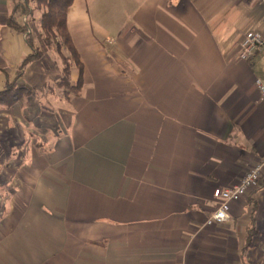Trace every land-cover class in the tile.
Masks as SVG:
<instances>
[{"label":"crops","instance_id":"obj_1","mask_svg":"<svg viewBox=\"0 0 264 264\" xmlns=\"http://www.w3.org/2000/svg\"><path fill=\"white\" fill-rule=\"evenodd\" d=\"M40 15L0 0V264H264V174L206 224L264 156V1L74 0L78 91Z\"/></svg>","mask_w":264,"mask_h":264},{"label":"trees","instance_id":"obj_2","mask_svg":"<svg viewBox=\"0 0 264 264\" xmlns=\"http://www.w3.org/2000/svg\"><path fill=\"white\" fill-rule=\"evenodd\" d=\"M31 0H27L29 4ZM41 10L39 19L40 34L42 36L44 44L48 48H54L61 55L63 60V74L60 79V83L65 86L70 85V74L72 63H76L79 67V79L77 84L72 87L74 90L78 89L82 85L83 66L79 61L78 52L71 39L68 26L67 17L68 12L73 4L74 0H34ZM27 6V4H26ZM30 12V9L24 10ZM14 26V23L12 22ZM15 28L19 31H28L29 41L31 40V32L25 25H17ZM30 44L33 48V53L27 58L26 62L39 58L42 55L41 50L34 45L32 41ZM67 50L68 53H65ZM67 54V55H66ZM21 75V74H20ZM19 76V75H18ZM26 89L20 87L13 81H8L6 89L0 92V103L6 106H12L17 100L23 98L26 95Z\"/></svg>","mask_w":264,"mask_h":264},{"label":"built area","instance_id":"obj_3","mask_svg":"<svg viewBox=\"0 0 264 264\" xmlns=\"http://www.w3.org/2000/svg\"><path fill=\"white\" fill-rule=\"evenodd\" d=\"M264 1V0H258ZM25 21L28 20L26 17ZM264 55V36L260 32H249L240 42L237 50L238 58L248 61L257 53ZM261 96L264 99V83L256 81ZM264 174V156L259 162L248 170L236 185L229 187H218L214 190V198L218 201L215 211L209 216L206 224L226 223L231 220L232 204L240 200L247 192L256 186Z\"/></svg>","mask_w":264,"mask_h":264},{"label":"rangeland","instance_id":"obj_4","mask_svg":"<svg viewBox=\"0 0 264 264\" xmlns=\"http://www.w3.org/2000/svg\"><path fill=\"white\" fill-rule=\"evenodd\" d=\"M40 32H41V31H40ZM40 35H41V34H40ZM43 47L46 48V49L48 48L44 43H43ZM49 49H50L52 52H56V49H54V48H51V47H50ZM49 49H48V50H49ZM52 49H53V50H52ZM41 52H42V51H41ZM65 52H67V50H66ZM2 180H4V179H2Z\"/></svg>","mask_w":264,"mask_h":264}]
</instances>
